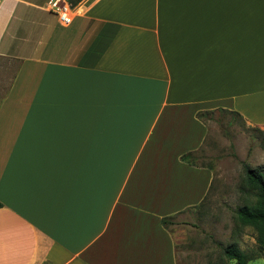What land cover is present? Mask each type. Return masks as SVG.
Returning a JSON list of instances; mask_svg holds the SVG:
<instances>
[{
    "label": "crops",
    "instance_id": "0c3cea01",
    "mask_svg": "<svg viewBox=\"0 0 264 264\" xmlns=\"http://www.w3.org/2000/svg\"><path fill=\"white\" fill-rule=\"evenodd\" d=\"M52 1L0 0V264H178L200 111L264 125V0Z\"/></svg>",
    "mask_w": 264,
    "mask_h": 264
},
{
    "label": "rangeland",
    "instance_id": "374dc122",
    "mask_svg": "<svg viewBox=\"0 0 264 264\" xmlns=\"http://www.w3.org/2000/svg\"><path fill=\"white\" fill-rule=\"evenodd\" d=\"M5 88L0 87V97ZM204 111L201 118L208 134L194 161L213 170V183L205 200L175 217L169 228L178 264H238L225 257L227 245L235 242L249 254L260 248L256 230L238 222L236 209L255 200L244 186L245 166L264 173V125L237 117L228 109ZM250 264H264V252Z\"/></svg>",
    "mask_w": 264,
    "mask_h": 264
},
{
    "label": "trees",
    "instance_id": "16d2710c",
    "mask_svg": "<svg viewBox=\"0 0 264 264\" xmlns=\"http://www.w3.org/2000/svg\"><path fill=\"white\" fill-rule=\"evenodd\" d=\"M71 5L77 4L80 0H68ZM224 110V108H221ZM229 110V109H228ZM232 114L237 117H241L242 115L235 110H229ZM206 112L203 111L200 113V117L202 114ZM197 151V150H196ZM190 151L181 156L184 161H187L194 165H202L197 164L195 159V152ZM209 167V166H207ZM210 168V167H209ZM245 178H244V186L246 191L253 196H255V200L250 203H246L244 205L239 206L236 209V216L238 222L243 226H252L256 232V242L259 245V250L254 252L253 254H249L245 250L241 249L237 243L233 242L227 245L224 248V255L229 260H234L238 264H250V260L254 258L261 257L264 252V173L258 167H251L249 165L245 166ZM1 206V203H0ZM172 223L171 217H164L163 224L165 227H169Z\"/></svg>",
    "mask_w": 264,
    "mask_h": 264
},
{
    "label": "built area",
    "instance_id": "2783aa9c",
    "mask_svg": "<svg viewBox=\"0 0 264 264\" xmlns=\"http://www.w3.org/2000/svg\"><path fill=\"white\" fill-rule=\"evenodd\" d=\"M51 9L57 12L59 15L60 21L63 24L71 23L73 19V7L68 2V0H53L51 2Z\"/></svg>",
    "mask_w": 264,
    "mask_h": 264
}]
</instances>
